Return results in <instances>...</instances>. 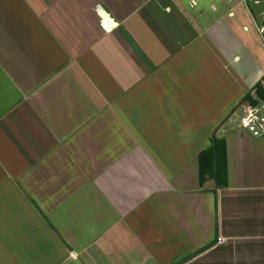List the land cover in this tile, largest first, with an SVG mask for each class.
I'll list each match as a JSON object with an SVG mask.
<instances>
[{"label":"crops","instance_id":"0c3cea01","mask_svg":"<svg viewBox=\"0 0 264 264\" xmlns=\"http://www.w3.org/2000/svg\"><path fill=\"white\" fill-rule=\"evenodd\" d=\"M245 105L264 0H0V264H264Z\"/></svg>","mask_w":264,"mask_h":264},{"label":"built area","instance_id":"2783aa9c","mask_svg":"<svg viewBox=\"0 0 264 264\" xmlns=\"http://www.w3.org/2000/svg\"><path fill=\"white\" fill-rule=\"evenodd\" d=\"M100 17L102 26L107 31H112L118 26V23L101 6L96 8ZM244 115L240 127L250 133L254 138H264V107L245 105L243 107ZM218 244H223L225 239L218 238Z\"/></svg>","mask_w":264,"mask_h":264},{"label":"trees","instance_id":"16d2710c","mask_svg":"<svg viewBox=\"0 0 264 264\" xmlns=\"http://www.w3.org/2000/svg\"><path fill=\"white\" fill-rule=\"evenodd\" d=\"M203 174V173H202Z\"/></svg>","mask_w":264,"mask_h":264}]
</instances>
